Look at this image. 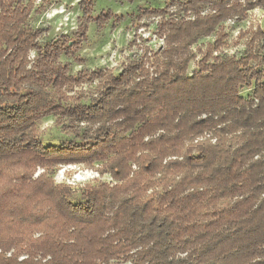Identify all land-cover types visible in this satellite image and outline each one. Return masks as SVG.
Returning <instances> with one entry per match:
<instances>
[{"label": "trees", "instance_id": "16d2710c", "mask_svg": "<svg viewBox=\"0 0 264 264\" xmlns=\"http://www.w3.org/2000/svg\"><path fill=\"white\" fill-rule=\"evenodd\" d=\"M246 1L168 0L162 51L74 74L89 26L43 44L35 2L0 0V264H264L263 38L196 50ZM49 117L69 139H42ZM88 161L119 184L56 182Z\"/></svg>", "mask_w": 264, "mask_h": 264}, {"label": "rangeland", "instance_id": "374dc122", "mask_svg": "<svg viewBox=\"0 0 264 264\" xmlns=\"http://www.w3.org/2000/svg\"><path fill=\"white\" fill-rule=\"evenodd\" d=\"M168 1V0H167ZM166 0H32L35 12L30 24L34 30L42 29L45 36L43 44L62 37L76 38L77 30L88 25V38L81 50L72 58H63L62 62L71 65L74 74L81 71L114 70L122 71V66L139 59L145 54H154L164 49V42L157 35L160 18L154 9H166ZM246 1V0H243ZM249 11L242 21L235 19L223 24L218 44L217 36L202 40L196 50L199 51L213 43L217 46L215 55L241 57L246 51L244 42L257 37L263 38L260 46L261 60H264V0H247ZM169 7V6H168ZM171 13L173 9L169 7ZM157 12V11H155ZM159 14V13H158ZM161 15V14H160ZM165 15H168L166 13ZM202 15H208L207 11ZM169 17V16H168ZM255 34V35H254ZM78 35V34H77ZM260 41V40H259ZM255 42V41H254ZM154 57V56H152ZM264 69V62L258 63ZM197 70V62L192 63L189 74ZM88 86H78L79 91H86ZM248 93L247 90L243 94ZM56 118L49 117L42 121L40 134L44 141L59 144L68 138L56 126ZM69 139V138H68ZM57 183L73 187L77 195L87 184L98 185L119 183L111 180L110 175H100L105 171L103 165H93L90 161L64 163L57 166ZM99 169V172H97ZM101 169V170H100ZM37 171L35 177L41 174ZM118 264V263H117Z\"/></svg>", "mask_w": 264, "mask_h": 264}]
</instances>
